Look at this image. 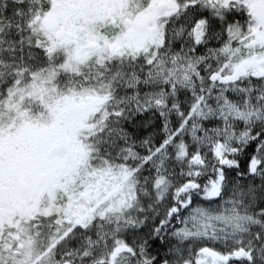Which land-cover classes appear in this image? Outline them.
<instances>
[{"label": "snow or ice", "instance_id": "snow-or-ice-1", "mask_svg": "<svg viewBox=\"0 0 264 264\" xmlns=\"http://www.w3.org/2000/svg\"><path fill=\"white\" fill-rule=\"evenodd\" d=\"M0 264H264V0H0Z\"/></svg>", "mask_w": 264, "mask_h": 264}]
</instances>
